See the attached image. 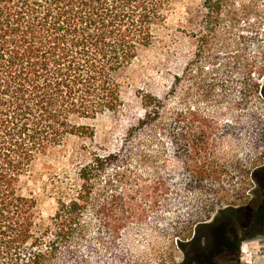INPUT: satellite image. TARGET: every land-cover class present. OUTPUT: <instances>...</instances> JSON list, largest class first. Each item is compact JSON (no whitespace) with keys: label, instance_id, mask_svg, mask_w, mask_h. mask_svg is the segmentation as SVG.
<instances>
[{"label":"trees","instance_id":"obj_1","mask_svg":"<svg viewBox=\"0 0 264 264\" xmlns=\"http://www.w3.org/2000/svg\"><path fill=\"white\" fill-rule=\"evenodd\" d=\"M225 3L193 0L185 19L188 26L197 27L192 35L211 31ZM173 4L174 0H0V264H59L64 249L73 252L79 235H86L90 211L97 227L108 229V236L100 239L110 246L128 218L158 210L169 199L176 171L161 165L160 153L145 149L135 156L95 152L74 172L53 175L57 207L47 218L22 184L37 159L67 136L94 137V127L78 119L124 111L123 77L141 51L156 41L158 29L167 26ZM254 85L264 97V86ZM140 98L143 113L130 119L126 130L151 126L155 137L161 134L167 148L163 150L171 157L179 136L172 115L165 119L164 100L158 94ZM180 137L188 147V135ZM209 139L202 129L195 149L205 152ZM207 154L205 162L190 166L183 175L193 187H212L220 180L221 165L213 152ZM97 178L106 181L92 201ZM238 215L239 222L245 216L243 226L257 218L251 210L227 205L211 222H197L193 237L180 244L194 245L191 256L201 254L202 264H222L211 258L239 254L248 238L237 228ZM223 264L243 263L236 259Z\"/></svg>","mask_w":264,"mask_h":264},{"label":"rangeland","instance_id":"obj_2","mask_svg":"<svg viewBox=\"0 0 264 264\" xmlns=\"http://www.w3.org/2000/svg\"><path fill=\"white\" fill-rule=\"evenodd\" d=\"M192 2L174 0L167 26L158 29L156 41L127 69L121 89L124 111L78 119L94 127V137L67 136L40 156L24 178L23 192L37 198L39 213L47 218L57 207L52 176L74 172L92 153L119 151L135 156L144 149L154 150L160 153L161 165L176 171V183L164 206L128 218L115 244L108 246L100 239L108 236V229L97 227L88 212L91 224L86 235H79L73 252L64 249L59 264H202L200 253L191 256L195 246L180 241L187 243L197 222H211L227 205L249 203L252 170L264 159V97L254 85L264 86V0H226L211 31L199 36L192 35L197 27L185 21ZM149 92L163 98L165 119L172 115L179 134L172 148L177 152L171 157L163 150L167 148L161 134L158 131L155 137L151 126L126 130L128 121L143 113L140 95ZM202 129L210 134L205 152L195 149ZM182 133L188 135V147ZM208 152L221 165L220 180L212 187H193L183 175L190 166L205 162ZM95 181L92 201L106 180ZM111 229L110 224V237ZM240 261L264 264V234H250L242 242Z\"/></svg>","mask_w":264,"mask_h":264},{"label":"flooded vegetation","instance_id":"obj_3","mask_svg":"<svg viewBox=\"0 0 264 264\" xmlns=\"http://www.w3.org/2000/svg\"><path fill=\"white\" fill-rule=\"evenodd\" d=\"M251 179L253 182L251 198L248 201L249 203L243 206V211L248 213V211L251 210L253 215H257V218L253 216V219L249 222V224L243 226L245 222V216L243 215V218L237 226L241 233L246 235V237H249L250 234L253 233L264 234V159L254 166L251 173ZM236 259L240 261V253H234L233 255L227 257L219 253L214 255L211 258V261L223 264L225 261H229L231 263Z\"/></svg>","mask_w":264,"mask_h":264}]
</instances>
